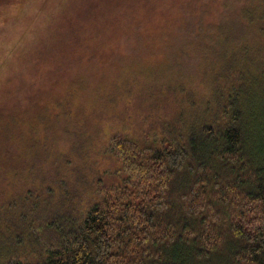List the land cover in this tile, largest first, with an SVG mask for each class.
<instances>
[{"label": "rangeland", "instance_id": "rangeland-1", "mask_svg": "<svg viewBox=\"0 0 264 264\" xmlns=\"http://www.w3.org/2000/svg\"><path fill=\"white\" fill-rule=\"evenodd\" d=\"M248 1L26 0L20 22L0 24V115L12 110L23 122H39L32 145L37 142L45 158L38 161L39 177L24 185L27 201L19 188L9 192L17 212L2 215L0 255L6 235L19 228L23 239L28 224L34 236L24 240L32 260L40 247L56 241L45 226L51 216L67 221L69 212L83 214L103 186L117 182L119 163L111 150L116 134L147 144L158 139L162 123L209 105L208 91L235 52L232 45L259 38L234 21ZM131 12L136 16H126ZM51 24L73 26L68 30L81 37L69 35L54 50L45 46L53 44L44 35ZM99 24H111L109 37L99 38ZM256 24L264 38V21ZM16 92L22 100L13 99ZM20 239L9 246L23 248Z\"/></svg>", "mask_w": 264, "mask_h": 264}, {"label": "trees", "instance_id": "trees-1", "mask_svg": "<svg viewBox=\"0 0 264 264\" xmlns=\"http://www.w3.org/2000/svg\"><path fill=\"white\" fill-rule=\"evenodd\" d=\"M262 6L264 0H250L238 10L234 21L259 38L232 45L239 53L218 70L208 106L162 123L158 139L147 144L112 137L117 182L103 186L83 214L69 212L67 221L51 216L45 226L56 241L40 247L36 259L27 260L32 252L24 237L34 236L28 224L23 239L19 228L6 235L0 264H264V38L255 28L264 21ZM67 25L51 24L44 35L53 44L45 46L57 50L69 35L81 37ZM110 27L99 24V38L109 37ZM16 94L13 99L22 100ZM24 122L12 110L0 115V224L4 212H17L7 201L11 189L19 188L27 201L24 185L39 177L38 161L45 159L31 139L40 123ZM24 215L18 214L21 228ZM17 239L23 248L9 246Z\"/></svg>", "mask_w": 264, "mask_h": 264}, {"label": "clouds", "instance_id": "clouds-1", "mask_svg": "<svg viewBox=\"0 0 264 264\" xmlns=\"http://www.w3.org/2000/svg\"><path fill=\"white\" fill-rule=\"evenodd\" d=\"M26 13V0H0V24L15 25Z\"/></svg>", "mask_w": 264, "mask_h": 264}]
</instances>
